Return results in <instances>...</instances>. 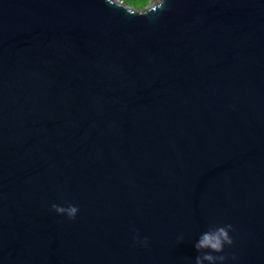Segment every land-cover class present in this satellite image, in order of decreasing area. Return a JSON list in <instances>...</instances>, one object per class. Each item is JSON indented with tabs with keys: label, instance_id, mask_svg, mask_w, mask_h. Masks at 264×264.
Wrapping results in <instances>:
<instances>
[{
	"label": "water",
	"instance_id": "obj_1",
	"mask_svg": "<svg viewBox=\"0 0 264 264\" xmlns=\"http://www.w3.org/2000/svg\"><path fill=\"white\" fill-rule=\"evenodd\" d=\"M225 225L216 264H264V0H0V264H196Z\"/></svg>",
	"mask_w": 264,
	"mask_h": 264
},
{
	"label": "clouds",
	"instance_id": "obj_2",
	"mask_svg": "<svg viewBox=\"0 0 264 264\" xmlns=\"http://www.w3.org/2000/svg\"><path fill=\"white\" fill-rule=\"evenodd\" d=\"M105 2L116 9L123 10L127 15L135 16H149L153 13L164 10L166 0H152L151 7L140 13H128L123 6L122 0H105ZM52 209L57 214L66 215L68 219H74L78 208L72 204H68L66 207L56 204L52 205ZM231 225H225L222 227H212L203 232L195 244L197 252L201 253L196 257V264H201L202 260L208 261L209 264H216L217 261L223 262L225 260L224 255H214V253H222L225 245H231L233 243L229 236V230Z\"/></svg>",
	"mask_w": 264,
	"mask_h": 264
},
{
	"label": "trees",
	"instance_id": "obj_3",
	"mask_svg": "<svg viewBox=\"0 0 264 264\" xmlns=\"http://www.w3.org/2000/svg\"><path fill=\"white\" fill-rule=\"evenodd\" d=\"M130 3H132L134 6H137L138 8H142L145 6L150 0H129Z\"/></svg>",
	"mask_w": 264,
	"mask_h": 264
},
{
	"label": "rangeland",
	"instance_id": "obj_4",
	"mask_svg": "<svg viewBox=\"0 0 264 264\" xmlns=\"http://www.w3.org/2000/svg\"><path fill=\"white\" fill-rule=\"evenodd\" d=\"M123 2H125L126 4L130 5V6H134L132 3H130L129 0H122ZM152 3V0H150L145 6H148L149 4ZM136 8H138L137 6H134ZM144 7V6H143Z\"/></svg>",
	"mask_w": 264,
	"mask_h": 264
}]
</instances>
